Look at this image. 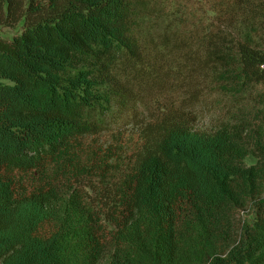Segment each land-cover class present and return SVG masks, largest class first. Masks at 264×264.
I'll return each instance as SVG.
<instances>
[{
    "label": "trees",
    "instance_id": "16d2710c",
    "mask_svg": "<svg viewBox=\"0 0 264 264\" xmlns=\"http://www.w3.org/2000/svg\"><path fill=\"white\" fill-rule=\"evenodd\" d=\"M212 1L242 20L235 34L165 26L162 0H0V28L22 25L0 30V264H264V122L244 144L226 123L166 113L126 168L111 149L82 156L110 115L124 124L157 63L223 94L264 85V0Z\"/></svg>",
    "mask_w": 264,
    "mask_h": 264
},
{
    "label": "rangeland",
    "instance_id": "374dc122",
    "mask_svg": "<svg viewBox=\"0 0 264 264\" xmlns=\"http://www.w3.org/2000/svg\"><path fill=\"white\" fill-rule=\"evenodd\" d=\"M162 4V9L166 8L168 13L173 10L177 15L173 16L172 13L165 12L161 23L165 26L170 23L175 28L177 26L186 28L194 36L202 35L201 33H211L214 36L221 31L225 34H235V29L239 28L242 21L232 20L229 13L222 16L215 15L212 12L215 9L212 0H162ZM166 19H168L167 22ZM176 20L181 22L175 23ZM21 28L22 25H19L13 29L1 27L0 30L4 38L12 39L21 32ZM202 45H204L203 42H193L195 47ZM173 62L168 69L165 64L157 63L156 66L160 72L156 83L151 80L148 83L134 84V95L138 98L136 103L131 104L133 111L123 118L124 124L120 123L121 118L118 120V112H115L110 115V126L103 135L83 140L82 156L85 162L100 163V160L104 158L103 153L111 149L116 153L114 160L126 168L130 164L134 145L142 129L149 121L160 118L166 113L181 112L188 115L191 125L198 131L212 132L221 123H226L230 129L237 132L238 139L243 138L244 144L250 141L249 137L254 136V130L264 122V85L246 87L237 93L234 91V93L223 94L219 84L213 85L211 80L204 76L198 80H191L188 68L190 66L176 59ZM188 85L192 89L201 88V98L198 101L194 102L188 98ZM194 93L197 94V90ZM116 137H118L117 141ZM247 163L251 164L252 161L248 158ZM77 177L71 178V182L67 185H79L81 182L82 186H87L90 179L96 180V174ZM248 215L249 210L242 211L239 213V218L245 220L249 218Z\"/></svg>",
    "mask_w": 264,
    "mask_h": 264
}]
</instances>
